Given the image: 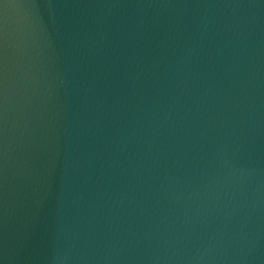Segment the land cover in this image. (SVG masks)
Instances as JSON below:
<instances>
[{
	"label": "water",
	"instance_id": "1",
	"mask_svg": "<svg viewBox=\"0 0 264 264\" xmlns=\"http://www.w3.org/2000/svg\"><path fill=\"white\" fill-rule=\"evenodd\" d=\"M0 264H264V0H0Z\"/></svg>",
	"mask_w": 264,
	"mask_h": 264
}]
</instances>
